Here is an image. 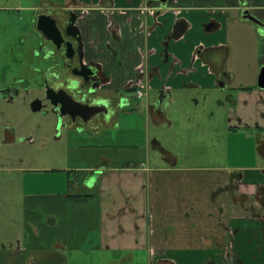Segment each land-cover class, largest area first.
Wrapping results in <instances>:
<instances>
[{
  "label": "crops",
  "instance_id": "obj_1",
  "mask_svg": "<svg viewBox=\"0 0 264 264\" xmlns=\"http://www.w3.org/2000/svg\"><path fill=\"white\" fill-rule=\"evenodd\" d=\"M148 4L154 16L144 13ZM76 7L87 12L76 23L84 62L100 66L107 88L144 72L138 86L146 96L154 91V101L140 103L146 120L171 127L166 110L184 100L183 91L235 87L227 126L264 133L257 86L264 26L242 14L247 8L264 24V0H76ZM73 130L104 135L95 123ZM163 161L110 159L77 167L85 173L72 180L47 178L44 186L56 192L23 194L18 217L0 227V264H264V162L222 170ZM19 182L23 190L29 184ZM79 201L86 210H69Z\"/></svg>",
  "mask_w": 264,
  "mask_h": 264
},
{
  "label": "rangeland",
  "instance_id": "obj_2",
  "mask_svg": "<svg viewBox=\"0 0 264 264\" xmlns=\"http://www.w3.org/2000/svg\"><path fill=\"white\" fill-rule=\"evenodd\" d=\"M33 3L0 0V57L1 44L7 36L12 40L9 53L19 54L17 40L26 39L29 33L27 14L21 8ZM263 49L264 43H261L260 50ZM23 70L15 64L9 70L0 67V84L3 79L9 81L21 75L31 86L30 91L17 86L18 98L0 97V227L5 226L9 218L18 217L23 194H32L34 190L56 192L53 186L45 187L43 182L50 178L65 179L67 174L72 180L76 173H85L74 170L77 167L86 170L110 159L116 161L115 165L130 160L154 167L162 165L164 155L157 144L173 156L178 168L225 170L233 165L264 162V142L256 146L258 139H264V133L255 130L251 133L243 128L232 131L227 126L229 100L237 91L233 86L183 91L184 100L166 110L171 127L167 122L157 126L146 120L140 108L130 119L116 117V126L104 127L101 130L104 135L96 139L68 130L66 119L59 122L45 104L42 92L38 94L39 90L33 85L38 83L34 73L27 68ZM35 98L43 100L38 111L31 108ZM144 100L154 101V91L147 92ZM138 101L143 102L142 99ZM22 177L29 183L24 190L19 182ZM34 184L38 189L29 188ZM86 208V203L81 201L69 204V210ZM5 232L9 233L6 229Z\"/></svg>",
  "mask_w": 264,
  "mask_h": 264
},
{
  "label": "flooded vegetation",
  "instance_id": "obj_3",
  "mask_svg": "<svg viewBox=\"0 0 264 264\" xmlns=\"http://www.w3.org/2000/svg\"><path fill=\"white\" fill-rule=\"evenodd\" d=\"M29 1L34 3L21 8L27 14L28 36L26 39L23 37L17 40L19 41L17 56L9 53L12 46L10 37L4 38L3 44H1L0 67L9 70L15 64L16 68L22 69V71L25 68L31 70L38 80V83H33L39 90L38 94L42 92L45 104L59 122L66 119L65 127L68 130L81 129L86 132L94 123L99 128L110 127V122L121 114L138 112L141 106L136 102L139 98L136 97L135 92L139 87V79L145 77L143 71H138V79L131 80L124 87L109 89L107 88L108 79L101 71L100 66L94 62L87 64L84 62L82 52L84 44L76 28V23L79 18L87 14L85 9L76 11V0H67L62 4L47 0ZM72 3H75V6ZM147 6L149 8L144 13L154 16V9L149 4ZM14 10L19 11L20 9ZM245 11L249 15L251 14L247 8L243 10V17L247 19L244 16ZM260 26H264V24L262 23ZM67 42L69 45H65ZM48 69L51 70L47 72ZM65 73L68 76H65ZM6 80L3 79L4 82L0 84V97L8 98L11 95L18 98L20 92L17 86L24 88V91L31 90L25 76L17 75L9 81ZM61 89L77 101L82 97L76 91L81 89L82 94L86 93L84 100L87 105H94L98 101L96 110L99 112L86 122H83L78 116L71 118L68 115H62L59 112V105H55L58 100L57 92ZM94 90L95 94L89 93ZM124 95L127 96L124 97ZM127 97L134 104H129ZM43 100L35 98L31 105L32 110H40ZM150 108L153 109L154 104ZM71 109L73 113L86 116L81 107H71ZM113 126H116V123Z\"/></svg>",
  "mask_w": 264,
  "mask_h": 264
},
{
  "label": "water",
  "instance_id": "obj_4",
  "mask_svg": "<svg viewBox=\"0 0 264 264\" xmlns=\"http://www.w3.org/2000/svg\"><path fill=\"white\" fill-rule=\"evenodd\" d=\"M160 1L166 2L167 0H160ZM244 16L248 20H251L252 22H254L256 24L262 25V23H260L257 19H255L254 17L249 15L247 11L244 12ZM180 24H178L177 27L178 26L181 27ZM181 32H182V30H181ZM181 32H178L175 35L176 36L180 35ZM65 45H69V42H67ZM67 58H69V57H67ZM49 70H51V69H48L47 72H49ZM257 86L261 89H264V67L261 69L260 74L258 76ZM94 89L96 90L95 87H94ZM95 90L91 91L89 93L95 94ZM76 93L82 97L81 100H79V101L75 100L74 98H72V96L67 94V92L65 90L61 89L60 91L57 92L58 100L55 102V105H59V112L62 115H68L71 118L78 116L83 122H86L93 115H95L96 113L99 112L98 110H96L98 101L94 105H91V106L87 105L85 100H84L86 93L82 94L81 89L77 90ZM71 107H81L82 112L86 113V116H83V115L81 116V114L73 113Z\"/></svg>",
  "mask_w": 264,
  "mask_h": 264
},
{
  "label": "built area",
  "instance_id": "obj_5",
  "mask_svg": "<svg viewBox=\"0 0 264 264\" xmlns=\"http://www.w3.org/2000/svg\"><path fill=\"white\" fill-rule=\"evenodd\" d=\"M135 95L139 99H143L146 95L145 88L144 87H138L136 89Z\"/></svg>",
  "mask_w": 264,
  "mask_h": 264
},
{
  "label": "trees",
  "instance_id": "obj_6",
  "mask_svg": "<svg viewBox=\"0 0 264 264\" xmlns=\"http://www.w3.org/2000/svg\"><path fill=\"white\" fill-rule=\"evenodd\" d=\"M160 151L163 153V155H164V159H165V160H169V161H171V162L174 161L173 156L170 155L168 152H166L165 150H162V149H161Z\"/></svg>",
  "mask_w": 264,
  "mask_h": 264
}]
</instances>
